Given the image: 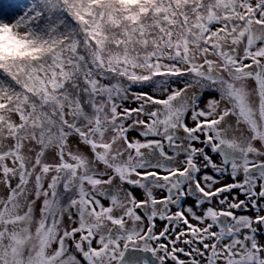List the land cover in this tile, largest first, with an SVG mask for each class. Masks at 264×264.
I'll return each mask as SVG.
<instances>
[{
  "label": "snow or ice",
  "instance_id": "snow-or-ice-1",
  "mask_svg": "<svg viewBox=\"0 0 264 264\" xmlns=\"http://www.w3.org/2000/svg\"><path fill=\"white\" fill-rule=\"evenodd\" d=\"M0 188V264H264V0H0Z\"/></svg>",
  "mask_w": 264,
  "mask_h": 264
},
{
  "label": "flooded vegetation",
  "instance_id": "flooded-vegetation-1",
  "mask_svg": "<svg viewBox=\"0 0 264 264\" xmlns=\"http://www.w3.org/2000/svg\"><path fill=\"white\" fill-rule=\"evenodd\" d=\"M208 98H209L208 95H205L204 100L201 101V107H203L204 102H205ZM136 194L139 196V195H140V191H139V190H136ZM157 195L160 196V195H163V193H157ZM241 199H244V197L241 196ZM105 203L107 204V201H105ZM189 203H191V201H189ZM173 211H175V209H173ZM162 227H163V223L160 222V221H157V228H158V230L161 229ZM182 258H183V257H182ZM166 264H170V262H167V261H166Z\"/></svg>",
  "mask_w": 264,
  "mask_h": 264
},
{
  "label": "rangeland",
  "instance_id": "rangeland-1",
  "mask_svg": "<svg viewBox=\"0 0 264 264\" xmlns=\"http://www.w3.org/2000/svg\"><path fill=\"white\" fill-rule=\"evenodd\" d=\"M136 105L135 104H132L131 105V107H135ZM137 135V133H135V132H132V133H130V138L131 137H134V136H136ZM85 151H87L86 149H85ZM0 195H6V191L5 190H3L2 188H0ZM241 198V197H240Z\"/></svg>",
  "mask_w": 264,
  "mask_h": 264
}]
</instances>
